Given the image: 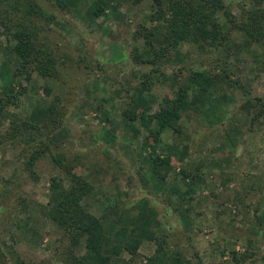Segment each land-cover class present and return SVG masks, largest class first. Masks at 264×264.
<instances>
[{
    "label": "rangeland",
    "instance_id": "1",
    "mask_svg": "<svg viewBox=\"0 0 264 264\" xmlns=\"http://www.w3.org/2000/svg\"><path fill=\"white\" fill-rule=\"evenodd\" d=\"M224 1L241 23L245 2ZM39 2L58 19L52 24L50 44L43 31L36 44L48 43L56 54L66 55L67 64L60 65L61 79L20 73L18 82L14 56L5 50L1 35L0 96L11 89L23 92L20 107L13 112L42 127L48 105L59 97L63 115L61 126L51 135L52 152L63 154L72 172L93 186L85 206L104 224L105 252L111 264H146L158 236L173 247L179 244L190 258L198 254L203 264H264V113L258 116L264 106V37L248 43L246 34L221 15L229 40L220 46L181 42L171 61L164 63L168 79L156 81L144 93L142 77L150 69L134 55L136 48L143 52L145 47L140 30L156 24L151 17L154 0L124 3L116 10L106 9L100 17L94 15L98 0H81L79 11ZM21 16L15 20L19 22ZM33 18L39 31L41 18ZM192 69L216 77V85L196 110L184 115L180 132L175 127L157 129L156 123L148 126L138 119L135 136L124 111L141 115L150 105L157 110L190 81ZM234 80L242 86H231ZM44 87L52 88V94L47 95ZM258 98L262 100L257 108L245 105L248 100L257 103ZM151 129L157 130L151 134ZM227 132L238 138L237 146ZM156 144L173 154L171 169L163 171L168 174L166 181L154 179L151 164L144 159ZM18 153L0 147V264H14L16 255L26 264H63L68 240L40 209L48 201L50 179L65 172L48 153L36 166L37 179H32L22 172L24 158L20 160ZM198 166L203 167L204 183L193 199L181 202L174 197L171 202L167 189L176 181L185 189L181 171ZM20 173L22 177L17 176ZM10 178L16 183L8 184ZM6 185L13 192L10 196H2ZM30 212L31 223L19 228ZM125 226L130 236L143 241L136 262L123 248L115 253L117 231ZM233 249L240 263L234 261ZM243 254L248 257L242 258Z\"/></svg>",
    "mask_w": 264,
    "mask_h": 264
},
{
    "label": "trees",
    "instance_id": "2",
    "mask_svg": "<svg viewBox=\"0 0 264 264\" xmlns=\"http://www.w3.org/2000/svg\"><path fill=\"white\" fill-rule=\"evenodd\" d=\"M61 10H78L81 0H47ZM144 0H98L99 6L94 10L96 17L102 16L106 9L116 10L124 3L134 5ZM245 6L242 8L241 23L238 24L229 6L224 0H154L156 10L151 16L156 24L154 28L143 27L140 37L145 41L144 51L135 49L134 60L142 62L149 67V72L143 74L141 87L143 92H149L156 81L168 79L164 71V63L171 61V53L181 42L193 44L205 43L208 46H220L228 41L230 33L225 31L220 16L223 15L234 25L239 27L247 36L248 43L260 41L264 37V0H242ZM249 2L250 6L246 4ZM22 13L19 22L18 15ZM40 17L41 27L38 31L37 22L33 17ZM57 15L51 13L44 3L39 0H0V33L5 38L4 48L15 59L16 68L14 77L17 79L20 73L31 75L36 73L42 80L61 79L60 65L67 64L66 55L56 54L49 46V34L55 29L52 27ZM44 21V22H43ZM60 21V20H59ZM29 22V25L27 23ZM228 23V22H227ZM46 32L47 42L38 46L39 32ZM168 64V63H167ZM226 77L229 74L226 73ZM231 80V79H229ZM18 82H20L17 79ZM216 85V77L211 76L203 69H192L190 81L182 83L173 97L163 100L157 110L150 105L141 115L132 110L124 111V117L133 128L135 136L139 130L135 121L141 119L148 126L156 123L159 127H175L180 132L179 125L184 115L192 109L196 110L197 104ZM231 86H242L241 81L230 82ZM47 95L52 94L53 89L44 87ZM23 92L11 89L0 96V147L18 149V158H24V175L30 174L32 179H37L36 166L43 157L51 154V159L65 172L64 176H54L50 179L48 201L40 209L45 218L57 229L63 232L68 240L66 259L63 264H111L112 258L105 252L107 232L102 221L90 212L85 206L86 198L92 192V185L83 177L72 172V164H66L67 158L63 154H53L52 133L61 126L59 97L47 107V119L44 127L35 124L28 118H21L12 109L20 107ZM262 99L257 103L248 100L250 107H258ZM261 105V104H260ZM264 113V106L259 108V114ZM148 117H145V116ZM257 116V117H258ZM147 120V121H146ZM156 129V130H157ZM154 129L149 130L153 134ZM227 136L233 146H237V137L227 132ZM149 141V138L147 139ZM153 152L144 159L151 164L154 179L167 180L168 169L172 166V153L165 150L164 146L156 144ZM159 151V153L157 152ZM164 152V153H163ZM202 166L195 170L183 169L180 173V182L186 186H179V182L170 186L165 192L172 202V198L178 197L181 202L193 199L197 188L204 183ZM20 171V170H19ZM163 171H165L163 173ZM15 173H18L16 169ZM17 176H21L17 174ZM22 177V176H21ZM189 180V181H188ZM8 184H15L13 178L7 179ZM20 185V184H19ZM22 187V184L19 186ZM13 194L11 187L6 185L2 196ZM25 202V201H24ZM24 205V204H23ZM32 212L19 223L23 230L32 221ZM143 214V213H142ZM144 218V215H142ZM116 241L119 244L115 248L118 253L122 248L131 256L132 262L139 257V249L143 241L140 238L129 235L128 227L117 231ZM156 250L148 258L146 264H203L196 254V259L190 258L184 248L179 244L175 247L169 244L166 238H156ZM233 259L240 263L239 253L231 250ZM248 257L246 254L242 258ZM198 258V260H197ZM14 264H26L21 256L14 257Z\"/></svg>",
    "mask_w": 264,
    "mask_h": 264
}]
</instances>
